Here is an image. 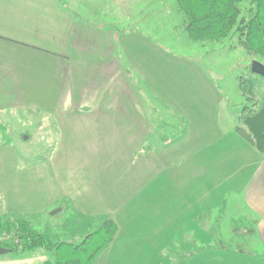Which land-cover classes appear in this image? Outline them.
Returning a JSON list of instances; mask_svg holds the SVG:
<instances>
[{
    "label": "rangeland",
    "instance_id": "rangeland-1",
    "mask_svg": "<svg viewBox=\"0 0 264 264\" xmlns=\"http://www.w3.org/2000/svg\"><path fill=\"white\" fill-rule=\"evenodd\" d=\"M93 1L106 6L102 9L106 23L126 31L145 27L143 31L151 35L148 37L172 56L173 62L169 66L162 65L158 78L160 88L147 96L157 102L162 98L178 102L188 96L193 81L197 83L204 77L219 88L223 96V102L216 108L220 133L212 139L220 142V148L226 150V169L212 180L219 183L217 194L226 197L225 222L220 232L209 233L210 241L204 239L202 243H194V247L188 245L187 250L181 248L177 239L171 240L179 234H173L169 241H165L167 234L155 233L157 228H153L152 223L154 201L149 199L153 198L157 183L154 180V163L147 164L149 169L141 173L137 166L132 167L127 153L123 152L126 157L123 161L119 154H112L109 160L105 158L110 156V152H101L100 147L112 144L107 143L111 139H121L114 144L119 148L128 146L124 137L131 135L128 130L133 122L80 119L68 109L71 106L52 99L58 83L55 88H52L55 86L53 83H45L47 88L43 83L34 88L26 83L22 87L17 86L14 71L26 76L27 63H15L18 56L6 52H0V68H8L7 76L0 80V215L5 214L9 220L26 219L41 235L55 236L62 241H80L101 226L105 220L100 215L103 207L113 205L114 208L116 202L122 201L111 200V197L126 196L140 181L147 203L150 202L142 209L125 212L131 215L126 223L118 214L112 215L111 218L120 223V230L97 264H264V243L257 231L259 217L250 211L245 201L254 171L252 165L256 160L261 161L263 156L236 129L243 125L241 117L245 107L259 109L264 104V77L252 72L253 62L264 65V59L251 56L240 47L236 31L221 41H192L184 31L183 14L176 0H140V3L132 0L137 3L133 9L126 10L122 6L127 0ZM245 4H248L247 0L241 7ZM143 10L146 13L141 18L138 15ZM94 17L90 15V18ZM0 33L6 34L2 30ZM186 62L187 65L184 64ZM35 79L41 82L42 76ZM73 81V75L69 73L60 84L68 92V89H73L70 88ZM27 92H35L34 98L41 99L42 104H24L23 93ZM67 92L62 94V99ZM255 102L258 106L253 107ZM163 122L167 125L162 129H167L165 134L170 138V132L186 124L179 120ZM110 129L124 130L125 133L113 137ZM211 136L210 133V139ZM213 148L217 146H211L210 158L213 157ZM201 156L206 157L205 153ZM238 166L240 173L232 176ZM170 173L164 171L163 178L169 181ZM174 190L178 193L177 188ZM141 201L136 200L129 205L137 207ZM85 211L95 215L87 217ZM10 239L8 236L3 238L7 242ZM50 259V254L43 250L22 255L12 251L0 254V264H43Z\"/></svg>",
    "mask_w": 264,
    "mask_h": 264
},
{
    "label": "crops",
    "instance_id": "crops-1",
    "mask_svg": "<svg viewBox=\"0 0 264 264\" xmlns=\"http://www.w3.org/2000/svg\"><path fill=\"white\" fill-rule=\"evenodd\" d=\"M127 1L122 6L125 10L133 9L137 3ZM98 3L93 0H0V30L6 34L10 32L9 35L0 33V40L12 43L0 42L3 49L0 52L18 56L15 63H27L26 76L14 71L17 86L22 87L26 83L34 88L39 83L44 87L45 83H53L55 86L52 88H55L58 83L56 93H53L55 97L51 98L71 106L68 109L80 119L133 122L128 130L131 135L124 137L128 146L119 148L114 144L121 139H111L107 143L112 144L100 147L101 152H110L105 159L112 158V154L121 155L123 161L127 157L132 160V167L137 166L141 173L149 169L147 164L154 163V180L157 183L154 196L149 199L154 201L152 223L153 228H157L155 233L167 234L165 241H169L171 235L179 234L171 240L177 239L181 248L186 250L188 245L194 247V243H202L204 239L210 241L209 233L220 232L226 217V197L217 194L219 183L212 180L226 167V150L220 148V142L212 139L220 133L216 108L223 102V96L207 77L205 80L200 78L197 83L193 81L188 96L178 102L165 98L157 102L147 96L160 88L158 78L162 65L169 66L173 62L172 56L148 37L151 35L143 31L145 27L126 31L106 23L102 12L106 6ZM145 13L143 10L138 16L142 18ZM90 15H95L94 19ZM7 69L0 68V80L7 76ZM69 73H72L74 81L70 85L73 89L67 92L60 83ZM37 76H42L41 82L33 80ZM23 94L24 104H42L41 99L34 98L35 92ZM42 95L45 98V94ZM177 120L186 124L170 132V138L165 134L167 129H162L167 125L163 121ZM110 130L113 137L125 133L124 130ZM213 145L217 148H213V157L210 158ZM123 152L127 153L126 157ZM204 153L206 157H200ZM261 155V161L256 160L252 165L254 171L245 201L250 211L259 217L257 231L264 243V154ZM164 171H171L169 181L163 178ZM239 173L240 166L232 176ZM143 189L139 181L133 190L136 193L130 191L126 196L111 197V200L122 201L116 202L114 208L113 205L103 207L100 212L102 219L118 214L126 223L131 215L125 212L142 209L150 202L147 203ZM136 200H142L139 206L130 207L129 204ZM85 212L87 215L82 213L87 217L95 215ZM117 223L120 230V223Z\"/></svg>",
    "mask_w": 264,
    "mask_h": 264
},
{
    "label": "trees",
    "instance_id": "trees-1",
    "mask_svg": "<svg viewBox=\"0 0 264 264\" xmlns=\"http://www.w3.org/2000/svg\"><path fill=\"white\" fill-rule=\"evenodd\" d=\"M244 1L176 0L184 31L192 41H221L236 31L239 46L249 55L264 59V0H247L248 4L241 7ZM256 106L257 102L253 103ZM241 120L243 125L236 128L237 133L264 154V104L259 109L245 107ZM118 231L117 221L107 218L82 240L62 241L36 232L26 219L9 220L4 214L0 215V248L18 255L43 250L51 256L43 264H97ZM7 236L10 242L3 240Z\"/></svg>",
    "mask_w": 264,
    "mask_h": 264
},
{
    "label": "water",
    "instance_id": "water-1",
    "mask_svg": "<svg viewBox=\"0 0 264 264\" xmlns=\"http://www.w3.org/2000/svg\"><path fill=\"white\" fill-rule=\"evenodd\" d=\"M252 72L254 74H257V75L264 77V65L258 61L253 62ZM9 251L10 250H8V249L0 248V254H5V253H8Z\"/></svg>",
    "mask_w": 264,
    "mask_h": 264
}]
</instances>
